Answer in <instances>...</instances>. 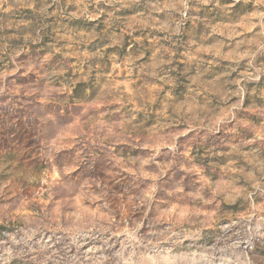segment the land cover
<instances>
[{
    "label": "clouds",
    "instance_id": "1",
    "mask_svg": "<svg viewBox=\"0 0 264 264\" xmlns=\"http://www.w3.org/2000/svg\"><path fill=\"white\" fill-rule=\"evenodd\" d=\"M0 264H264V0H0Z\"/></svg>",
    "mask_w": 264,
    "mask_h": 264
}]
</instances>
